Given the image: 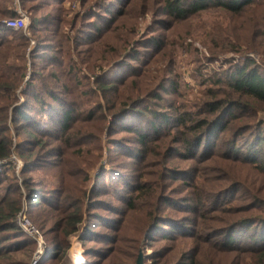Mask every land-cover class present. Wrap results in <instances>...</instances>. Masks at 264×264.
I'll list each match as a JSON object with an SVG mask.
<instances>
[{"label":"rangeland","instance_id":"rangeland-1","mask_svg":"<svg viewBox=\"0 0 264 264\" xmlns=\"http://www.w3.org/2000/svg\"><path fill=\"white\" fill-rule=\"evenodd\" d=\"M168 1L21 0L26 32L0 33L14 55L15 36L28 39L26 78L6 119L12 167L0 168V199L19 189L44 236L38 264H136L140 253L144 264H241V253L227 256L214 244L241 231L237 220L264 218L263 206L249 210L257 201L247 195L263 189L264 198L255 143L264 104L242 100L237 120L209 110L236 99L227 81L238 66L264 70V4L178 20L164 12ZM172 1L176 9L193 2ZM10 2L0 0L3 12ZM8 19L0 16V26ZM206 118L228 129L214 126L190 153V130ZM73 217L82 220L66 236ZM0 237V264H31V239ZM56 239L66 251H56Z\"/></svg>","mask_w":264,"mask_h":264},{"label":"trees","instance_id":"trees-1","mask_svg":"<svg viewBox=\"0 0 264 264\" xmlns=\"http://www.w3.org/2000/svg\"><path fill=\"white\" fill-rule=\"evenodd\" d=\"M10 5L6 7V11L3 12L2 8H0V16H4V18L12 19L16 15L12 9L13 1L10 0ZM264 4V0H193L191 4H189L186 8L172 7L173 1H168L166 4L167 9L164 12H171V14L178 20H184L190 18L192 16H196L200 12H204L209 9H220L232 13L233 15H241L246 13L250 9H257L258 7ZM6 31H12L5 28L3 25L0 26V33ZM22 32V31H19ZM2 38L9 37V33H3ZM15 36V35H11ZM17 40L21 41L17 47L20 48V51L17 52L16 55L9 53L8 47L4 48L5 45L0 44V70H5V72H13L11 74H5L0 71V100L3 101L2 107L0 108V162L7 161L2 168H11V162L9 158L11 157V141L9 137L6 135L8 132V127L6 125L7 114L10 108H15V102L17 100V92L20 90V86L24 83L26 78V67L23 64L25 61L24 55L26 49L28 47V39H24V37H17ZM18 60L19 63L17 67L13 65L14 61ZM227 84L236 98L232 100L231 97L229 100L217 101L212 103L209 106V110L211 113L218 112L219 110L224 111V113L230 116L229 119L237 120L239 119V115L234 113V110L242 109L245 104L242 100H248L259 104H264V70L257 65L256 63L248 62L242 66H238L232 73L229 75V79ZM30 84L27 82V93L30 94ZM33 95V94H32ZM20 111L15 109V113H19ZM242 113V110L239 111ZM23 115V113H21ZM66 116H64L61 121L63 127L61 130L68 129V122L71 119L70 111H66ZM3 118V122H2ZM227 121V120H226ZM197 125L193 126V129L190 131L195 135L187 140L185 143L186 150L191 153L192 150L196 151L199 149L201 142L204 140L206 135L212 132V128L214 126H219V131L217 134L223 133L228 129L227 122H222L219 118L212 122L211 118L202 119L200 122H196ZM222 123V124H221ZM191 133V134H192ZM143 140L147 138L143 137ZM255 143L259 145L260 150L256 153L257 156H263L264 154L261 152L264 146V136L260 133H256L255 135ZM259 158H253L252 161L258 163ZM11 166V167H10ZM260 173L261 178H264V172ZM13 173L19 179V174L22 173V170L19 173H16L13 166ZM20 180V179H19ZM21 185L20 183H18ZM19 190V189H18ZM18 190L15 194L17 197L13 200L8 199L6 197L0 199V234H5L6 232L11 233L15 238L19 239H31L35 246V251L37 248L36 242L33 238L27 235L17 223L18 214L21 212L23 203H21L20 198L18 197ZM260 191L246 192L249 197L253 199V201H257L256 204L252 205L251 209H258L261 206L264 207V198L259 197ZM241 194H245V192H241ZM35 204L36 201H35ZM248 208V206H247ZM30 218V213L28 214ZM82 218L73 217L69 223V230L65 231V235L69 236L72 233L77 231L76 225L80 223ZM237 224L234 228H239L244 232V235L240 236L238 231H234L231 235L224 238L222 243H215L214 250H221L223 254L227 256H231L234 252H239L242 254V262L241 264H264V218H250L243 217L240 220L236 221ZM253 224H256V227L252 229ZM252 229V231H251ZM251 231V233H250ZM60 236V235H59ZM3 237H0L2 240ZM242 239L244 242H249V247L240 248V246L235 245L234 243H238L237 241ZM6 241V239H4ZM1 242H0V250H1ZM56 251H66L67 247L62 244L60 241H55ZM2 251V250H1ZM0 251V257L3 256V253ZM213 264H222L220 262ZM233 264V259L230 263Z\"/></svg>","mask_w":264,"mask_h":264},{"label":"built area","instance_id":"built-area-1","mask_svg":"<svg viewBox=\"0 0 264 264\" xmlns=\"http://www.w3.org/2000/svg\"><path fill=\"white\" fill-rule=\"evenodd\" d=\"M15 17L4 21L2 24L5 28L12 31H24L26 32L28 28L29 17L27 16L26 11L22 7L21 0H13L12 7ZM13 162L16 165V172L19 173L20 168L22 167L21 163L16 157H13ZM7 161L0 162V168L5 165ZM18 226L36 242L37 248L34 253L31 264H38L45 252V241L44 236L40 230L35 227L30 221L28 216V210L23 209L17 217Z\"/></svg>","mask_w":264,"mask_h":264},{"label":"water","instance_id":"water-1","mask_svg":"<svg viewBox=\"0 0 264 264\" xmlns=\"http://www.w3.org/2000/svg\"><path fill=\"white\" fill-rule=\"evenodd\" d=\"M136 264H144V256L142 253L139 254Z\"/></svg>","mask_w":264,"mask_h":264},{"label":"bare ground","instance_id":"bare-ground-1","mask_svg":"<svg viewBox=\"0 0 264 264\" xmlns=\"http://www.w3.org/2000/svg\"><path fill=\"white\" fill-rule=\"evenodd\" d=\"M77 255H78V253H77ZM79 256V255H78Z\"/></svg>","mask_w":264,"mask_h":264}]
</instances>
